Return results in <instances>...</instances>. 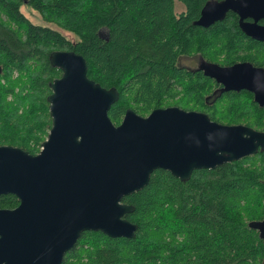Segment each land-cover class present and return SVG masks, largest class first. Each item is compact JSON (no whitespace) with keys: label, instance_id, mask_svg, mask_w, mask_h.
Instances as JSON below:
<instances>
[{"label":"trees","instance_id":"1","mask_svg":"<svg viewBox=\"0 0 264 264\" xmlns=\"http://www.w3.org/2000/svg\"><path fill=\"white\" fill-rule=\"evenodd\" d=\"M206 1L28 0L49 24L37 26L19 10L20 0H0V17L17 28L0 21V144L39 152L52 124L50 84L62 75L49 62L57 51L82 56L88 79L117 90L108 111L116 126L127 109L146 117L178 107L264 132V107L251 93L221 94L215 81L181 64L199 57L220 66L249 61L264 68V58L247 55L264 53V43L244 36L235 13L207 29L192 24ZM122 203L134 208L124 218L136 225L135 237L83 232L62 264H264V242L251 227L264 218V151L193 171L186 182L158 169ZM16 204L14 197L0 198V208Z\"/></svg>","mask_w":264,"mask_h":264},{"label":"water","instance_id":"2","mask_svg":"<svg viewBox=\"0 0 264 264\" xmlns=\"http://www.w3.org/2000/svg\"><path fill=\"white\" fill-rule=\"evenodd\" d=\"M230 11L245 36L264 42V0H207L192 24L207 29ZM49 62L62 75L50 84L52 124L40 152L0 147V195L20 200L16 209L0 210V264H62L87 231L132 239L137 227L124 217L134 208L122 199L147 186L154 171L186 182L193 171L264 151V132L178 107L146 117L127 109L116 126L108 111L118 92L88 79L82 56L57 51ZM196 70L221 85V94L247 91L264 107V69L201 59ZM251 227L264 242V218Z\"/></svg>","mask_w":264,"mask_h":264},{"label":"rangeland","instance_id":"3","mask_svg":"<svg viewBox=\"0 0 264 264\" xmlns=\"http://www.w3.org/2000/svg\"><path fill=\"white\" fill-rule=\"evenodd\" d=\"M21 4L19 5V10L22 11V13L25 15L27 19L31 21L32 24L37 26H48V23H45L43 19L40 17V14L37 12L36 9H34L30 4H27L22 2L20 0ZM183 10V6L180 3H176V11L180 12ZM0 21L4 22L6 25H9L10 29L17 30L15 26H12L11 24L7 23L8 20L4 17V15H1ZM103 35H106L105 32L102 33ZM247 55H253L251 58H253L254 61H261V59L264 58V53H248ZM199 57L194 58H186L181 60V64L192 69H196L197 65L199 63ZM220 60L224 59L223 56H220ZM11 96L8 97V100H11ZM46 135V132L40 133V139H43ZM4 140H0V143H3Z\"/></svg>","mask_w":264,"mask_h":264},{"label":"flooded vegetation","instance_id":"4","mask_svg":"<svg viewBox=\"0 0 264 264\" xmlns=\"http://www.w3.org/2000/svg\"><path fill=\"white\" fill-rule=\"evenodd\" d=\"M24 3H26L27 4V2H28V0H22ZM238 19V18H237ZM238 21V20H237ZM247 21H250V20H247ZM259 24H261V25H264V21L263 20H261V21H259ZM245 36V35H244ZM245 37H247V36H245ZM247 38H249V37H247ZM250 40H252L251 38H249ZM252 41H255V40H252ZM256 42V44H261V45H263L262 43H264V42H257V41H255ZM261 48H264V46H262ZM201 60V58L199 59V61ZM243 62H248V63H250V64H252L254 67H259V68H262V67H260V66H256V65H254L253 63H251V62H249V61H243ZM239 63V62H238ZM199 64V63H198ZM197 67H198V65H197ZM262 69H264V68H262ZM218 85V84H217ZM220 89H221V85H218L217 86V91H219L220 92ZM241 92V91H240ZM253 96V95H252ZM49 133V132H48ZM47 139V138H46ZM5 146H9V147H14V148H18V147H16V146H12V145H9V144H0V147H5ZM19 149H21V148H19ZM40 149H41V147H40ZM21 150H23V149H21ZM23 151H25V150H23ZM25 152H27V151H25ZM39 152H40V150H39ZM38 152V153H39ZM28 153V152H27ZM38 153H36V154H31V153H29L30 155H33V156H35V155H37ZM4 196H11V197H14V199H15V201L17 202V204L14 206V207H12V208H0V210H14V209H16L19 205H20V200H19V198H17L16 196H14V195H11V194H6V195H0V198L1 197H4Z\"/></svg>","mask_w":264,"mask_h":264}]
</instances>
